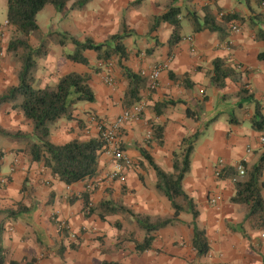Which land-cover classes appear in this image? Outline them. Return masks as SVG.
<instances>
[{
	"label": "crops",
	"instance_id": "1",
	"mask_svg": "<svg viewBox=\"0 0 264 264\" xmlns=\"http://www.w3.org/2000/svg\"><path fill=\"white\" fill-rule=\"evenodd\" d=\"M170 2L91 0L81 10H72L69 3L62 13L46 6L37 15V25L39 14L48 10V22L43 24L44 28L39 26L41 36L66 32L80 42L90 39L95 44H104L110 36L119 32L123 20L126 29L132 31V36L122 42L127 53L124 65L135 74L145 68L165 65L156 89L145 88L141 93L143 109L139 120L127 122L120 132V146L132 162L126 182L120 184L105 178L111 169L110 158L105 152L99 153V175L95 179L105 180L90 194V201L96 204L101 199L111 198L122 201L135 213L160 217L171 215L168 201L156 191L154 171L140 151H145L155 165L169 173L172 171L173 152L179 149L184 138L199 131L200 136L190 158V170L182 186L198 211L196 226L204 231L208 239V256H195L190 240L192 218L188 213H183L184 217L181 214L175 225L166 227L179 226L177 231H163L164 228L157 232L151 249L142 254L135 253L134 244L129 240L117 246L118 236H129V233H122L123 225L121 233L114 227L117 221L125 222L121 215L109 216L105 222L95 217H84L80 194L90 189L94 179L66 186L52 178L41 165L29 163L24 154L17 152L22 145L3 137L10 141L7 146L13 148V151L5 152L0 167V222L4 223L2 246L6 252L5 264L11 260L27 264L32 259H36L35 264H101L103 261L121 264H264L263 233L242 222L240 208L229 203L233 193L231 183L215 177L219 163L222 168L234 167L241 162L251 166L257 162L264 148V144L260 143L264 131L257 132L251 127L254 104L247 97L252 95L264 115V61L258 59V55L264 53V43L255 39L247 24L250 17L263 10L264 2L176 0L172 6L180 9L181 40L174 45L169 44L173 28L167 23H161L155 32H150L153 20L168 11ZM205 8L218 22L220 15L236 14L237 20L231 24H238L240 31L232 33L230 24L223 27L220 34L195 32L186 15L196 13L201 18ZM6 23L5 16L3 25H0V42L5 40ZM260 27L264 29V25ZM188 37L192 38V44L185 40ZM227 40L230 42L228 50L223 48ZM30 43L32 47L37 46V41L36 44ZM65 46V50L62 47L59 52L48 42L49 53L41 60L46 64L47 75H54L50 77L51 84L70 72L88 73L96 101L77 105L74 115L84 122L83 129L75 122L63 120L53 123L50 140L56 145H63L73 138L87 140L97 137L94 124L89 122L90 116L105 120L116 118L123 110L121 98L127 85L117 63L114 67L112 62L109 65L99 63L93 52H85L90 67L100 69L95 72L90 67L66 60L64 54L72 52L74 47L70 43ZM214 59L224 60L240 74L247 94L239 96L240 84L231 81H226L222 89L209 82L208 72ZM106 66H110L108 70L116 80V87L115 83L114 87L105 83ZM183 75H188L185 83L179 81ZM48 83L49 80L42 85ZM170 102L177 103L172 105ZM5 106L9 105L2 106L0 110ZM186 108L197 111V121L187 118ZM9 110L17 121L11 131L29 132L21 114L11 107ZM152 126L163 127L161 145L146 138ZM261 181L264 198V175ZM24 182L26 188H23ZM213 197L219 198L217 206L210 204ZM21 202L27 207H34L29 218L7 217L5 211L15 210ZM92 219L96 221L92 222ZM27 221L34 223L43 233H34ZM91 223L100 233H79L80 228L89 227ZM59 227L62 232H58ZM162 233H180V236L164 237ZM136 234L138 239L142 237L141 233ZM72 242L75 246L71 245ZM72 246L75 248L71 249ZM61 248L64 251L60 255Z\"/></svg>",
	"mask_w": 264,
	"mask_h": 264
},
{
	"label": "trees",
	"instance_id": "2",
	"mask_svg": "<svg viewBox=\"0 0 264 264\" xmlns=\"http://www.w3.org/2000/svg\"><path fill=\"white\" fill-rule=\"evenodd\" d=\"M176 0H171L168 11L156 17L150 32H155L161 23H167L172 29L169 44H177L181 40V22L178 19L180 9L173 7ZM258 4L264 0H256ZM91 0H6V25L10 32L5 49L13 63L17 65L16 84L7 87L0 93V108L9 105L12 110L21 114L29 127V132L20 130L9 131L0 128V136L10 139L20 145L17 152L24 154L29 163L41 165L48 171L52 178L66 186H72L85 180H93L99 175L98 156L102 152L103 143L99 136L80 140L73 138L63 145L53 144L50 140V125L59 119L67 122H75L80 129L84 128V122L75 117L77 105L93 104L96 101L89 82L90 74H79L70 72L60 78L54 84L42 85L36 78L38 61L44 60L48 53V40L53 44L65 47L67 43L72 44L74 50L65 53L64 58L72 63L85 67H90L89 59L85 52H93L97 62L109 65L112 59H117V67L127 80L126 88L121 98L123 110H129L135 106L143 104L141 93L145 88H149L147 79L133 73L124 65L127 60L125 46L122 43L125 38L132 36V31H128L121 20L119 32L110 36L104 44H95L90 39L83 42L78 41L66 32H53L48 35H39L37 25V15L46 6H51L56 13H62L66 6L71 3L72 10H81ZM204 16L199 18L196 13H187L189 21L195 32L209 31L221 33L223 27L226 28L231 22L237 20L236 14L222 15L218 22L214 16L208 14L207 9L203 10ZM185 16V17H186ZM248 27L254 33L257 41L264 43V8L261 12L250 17L247 21ZM35 38L37 46L32 47L30 40ZM258 59L264 61V53L258 55ZM98 72V67H90ZM106 77L111 78V76ZM209 82L218 87L224 88L226 81L240 84L239 96L247 94L248 91L242 85L241 76L236 70L230 68L222 59L212 61V69L208 72ZM172 78V77H171ZM112 79V78H111ZM113 80V79H112ZM179 81H188V75H183ZM188 85V84H187ZM250 103L254 104V112L251 120V127L257 132L264 131V115L262 107L252 98ZM183 103L182 101H177ZM177 102H170L175 105ZM187 118L197 121V111L186 108ZM163 127L152 126L150 141L154 140L158 145L162 144ZM200 136L197 131L193 135L184 138L177 151L172 154V171L165 173L145 151H140L141 156L151 166L155 174L156 191L168 201L172 214L167 217L151 216L139 214L123 205L122 201H115L111 198L101 199L96 204L90 201L91 192L85 189L80 198L83 203V214L85 218L95 217L101 222H105L109 216L121 215L125 224L131 227L129 236L117 237V246L124 240L133 242L136 254H142L151 249L155 240V234L160 230L173 226L179 221V216L183 213L191 215V246L197 258L208 256L210 246L204 231L196 226L198 211L195 209L192 199L185 193L182 182L185 175L190 170V158L194 149V144ZM149 142V141H148ZM121 147V146H120ZM122 149V148H121ZM5 152L0 150V167L2 165ZM240 165L244 169V175L238 176L234 167L222 168L218 179L229 181L232 185V196L229 203L240 208L243 215L242 222L249 223L253 230L263 233L264 236V198L262 195V181L264 175V148L257 159V162L248 166L245 162ZM26 185L24 182L23 188ZM26 188V186H25ZM74 200V199H73ZM72 200V201H73ZM34 207H27L22 202L15 210H7V217L25 218L34 211ZM29 220V219H28ZM28 226L34 233H43L34 223L27 221ZM121 223L115 222L114 227L121 233ZM62 232V228H58ZM4 233V223L0 222V264H5L6 252L2 246V235ZM136 233H141L138 239ZM37 242L42 245L40 238ZM75 247L72 246L71 249ZM64 249H60V255ZM36 259H32L27 264H35ZM9 264H21L13 260ZM101 264H121L119 262L103 261Z\"/></svg>",
	"mask_w": 264,
	"mask_h": 264
},
{
	"label": "built area",
	"instance_id": "3",
	"mask_svg": "<svg viewBox=\"0 0 264 264\" xmlns=\"http://www.w3.org/2000/svg\"><path fill=\"white\" fill-rule=\"evenodd\" d=\"M222 17V15H220ZM230 31L232 33H238L240 27L238 24L232 23L230 26ZM187 42L192 44L193 40L191 37L185 39ZM230 45L229 40L224 42L223 48L228 50ZM3 56V51H0V60ZM165 65H155L150 68H145L140 71L141 76L145 77L148 82L149 90H155ZM105 83L110 87L113 86V80L109 77H105ZM143 105L135 106L129 110H122L121 113L113 120L100 119L95 115L90 116L89 122L94 124L97 135L103 143L102 152H105L111 163V169L106 175V178L113 182L116 181L120 184L126 182V176L129 168L132 166L131 159L123 152L120 147V132L127 122H133L139 120V115L141 114ZM147 139L150 138V132L146 136ZM260 143L264 144V136L260 137ZM234 168L238 172V176L244 175V169L240 163L236 164ZM222 169V164L219 163L215 177L218 178L219 172ZM219 201L218 197H213L210 199V204L212 206H217ZM213 264H219V262H214Z\"/></svg>",
	"mask_w": 264,
	"mask_h": 264
},
{
	"label": "rangeland",
	"instance_id": "4",
	"mask_svg": "<svg viewBox=\"0 0 264 264\" xmlns=\"http://www.w3.org/2000/svg\"><path fill=\"white\" fill-rule=\"evenodd\" d=\"M6 6H7L6 0H0V25H3L4 20H5ZM49 13H50V11L45 10L41 14H39V16H38V24H39V26L41 28H44L43 24L45 22H48ZM41 33L42 32H40L39 35H41ZM7 35H8V39H9V37H10L9 29L6 31L5 36L3 35L5 40H3V42H0V51H3L5 49V46H6L7 41H8ZM30 41H32L33 44H36L37 40L35 38H32ZM48 42H51L50 39H49ZM51 43L53 44V42H51ZM49 45H51V44H49ZM53 47H54V50H59V52H60L61 49H63L61 46H59L57 44H53ZM65 47H64V50H65ZM51 49H52V47H51ZM112 61H113L112 62V65H113L112 67H114L116 65V63H117V60H116V58H113ZM42 62L43 61H41V60L38 61L37 71H36V78L39 79L41 84H43L47 80H49L48 84H51L52 80H51L50 77L54 76V75L53 74L47 75V70L45 69L46 64L42 63ZM110 66H106L107 67L106 71L109 74L108 76H111V72L108 70L109 69L108 67H110ZM16 71H17V65L15 63H13L12 59L8 55H6L5 52H3V56H2V58L0 60V93L3 92L7 87L15 85V83H16ZM112 79H113V83H115L114 86L116 87V80H115L114 77H112ZM114 86H112V87H114ZM9 109H10V106H5L3 108V110H0V128L1 129L12 130V128L16 127L17 121H16L15 117L12 116V113H11V111ZM58 121L59 122L63 121V119H59ZM21 124H24V123L22 122ZM52 125H53V123L50 125V127ZM9 144H10V141H7L2 136H0V150H4V152L13 151L12 147H11L12 148L11 149V148H9L7 146ZM105 178H106V176H105ZM105 178L102 179V180H105ZM102 180L94 179L93 182H91L92 184H90L91 187L89 189L91 194H93V192L95 190H97V188L99 187V184H100V182ZM93 197L94 196H92V198ZM184 216L185 215L182 214V217H184ZM95 221H96L95 219H94V221L92 219V222H95ZM93 224L94 223H91V225L89 227L80 228L79 233H100V230L96 229ZM120 225H121V227L123 225L122 233H128L130 231L129 230V226L127 224H125V222H121ZM178 227L179 226H175V227H172V228H166L163 231H168V230H171V232L172 231H177ZM161 235H163V236L167 235V236H170L172 238H175V237L180 236V233H162ZM164 237H166V236H164ZM77 239L79 240V238H77ZM71 240H72V238H71ZM72 241H74V239ZM73 244L75 246V242L74 243L72 242L71 245H73Z\"/></svg>",
	"mask_w": 264,
	"mask_h": 264
}]
</instances>
